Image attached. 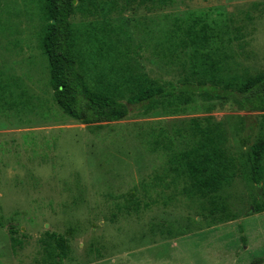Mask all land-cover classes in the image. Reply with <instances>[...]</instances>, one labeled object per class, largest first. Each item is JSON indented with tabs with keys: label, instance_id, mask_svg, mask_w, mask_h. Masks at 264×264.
I'll use <instances>...</instances> for the list:
<instances>
[{
	"label": "rangeland",
	"instance_id": "374dc122",
	"mask_svg": "<svg viewBox=\"0 0 264 264\" xmlns=\"http://www.w3.org/2000/svg\"><path fill=\"white\" fill-rule=\"evenodd\" d=\"M37 3L0 0L5 26L0 71L21 77L32 94L49 100L46 64L36 48L39 23L29 12ZM125 7L124 21L119 17L116 23H125L135 41L145 31L165 27L162 15L207 13L239 35L228 51L233 67L264 73V0H176L165 9L146 1ZM140 61L152 77L175 78L147 52ZM200 103L177 118L224 121L256 114L231 102H215L207 112ZM49 107L44 117L45 109L21 120L13 113L0 115V264L59 263L51 233L65 239L67 254L59 264H264V212L249 213L256 191L244 178L245 169L223 194L236 215L223 224L207 214L208 204L186 197L181 186L163 188L157 181L166 157L147 149L143 130L158 131L175 117L131 112L116 122L87 126ZM230 147L244 153L233 139ZM130 197L138 201V211L129 205ZM10 228L22 243L15 253Z\"/></svg>",
	"mask_w": 264,
	"mask_h": 264
},
{
	"label": "trees",
	"instance_id": "16d2710c",
	"mask_svg": "<svg viewBox=\"0 0 264 264\" xmlns=\"http://www.w3.org/2000/svg\"><path fill=\"white\" fill-rule=\"evenodd\" d=\"M146 1L156 9L176 2L124 0L122 5V0H37L36 9L29 12L39 23L36 48L45 60L49 100L32 94L21 77L0 71V115L13 113V118L21 120L45 109L44 117L52 104L87 126L116 122L131 112L175 117L158 131L143 130L149 137L147 149L166 157V166L156 177L162 187L181 186L186 197L208 204L207 214L223 224L236 219L223 194L243 168L244 178L256 191L249 213H263L264 73L250 75L233 67L228 51L238 33H231L225 22H212L204 12L162 15L165 27L145 31L135 41L129 27L116 21L119 17L124 21L125 6L136 2L143 6ZM145 52L172 70L175 78L150 76L140 61ZM197 101L207 112L215 102H231L256 114L229 116L224 121L211 116L177 118L193 110ZM231 139L244 153L230 147ZM129 205L136 211L140 208L134 197ZM8 233L15 253L22 243L14 237L13 228ZM47 236L55 241L60 263L67 254L65 239L56 233Z\"/></svg>",
	"mask_w": 264,
	"mask_h": 264
}]
</instances>
